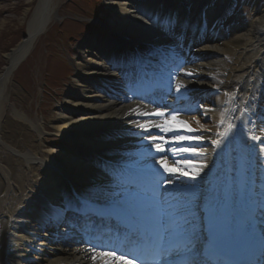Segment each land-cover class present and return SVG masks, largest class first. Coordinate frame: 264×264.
I'll list each match as a JSON object with an SVG mask.
<instances>
[{
  "label": "bare ground",
  "instance_id": "bare-ground-1",
  "mask_svg": "<svg viewBox=\"0 0 264 264\" xmlns=\"http://www.w3.org/2000/svg\"><path fill=\"white\" fill-rule=\"evenodd\" d=\"M60 1H39L38 7L33 14L31 13L32 17L28 21L26 42L8 56V66L0 77V264H105L103 257L98 258L97 255L100 254L95 251L83 250L74 243L65 247L64 244L52 242L54 239L49 237L46 228V223L50 220L47 210L56 205L57 199L68 196L66 190L69 184L65 182V177L71 178L72 181L76 180L80 186L83 184L84 188L92 185L90 181L96 185L99 183L105 185L104 180H101L104 172L101 169L105 168L104 161L97 162L99 159L97 155L104 157L107 151L127 148L135 150L136 144L144 140V138L140 140L120 134L141 129L138 121L128 118L141 115L144 111L140 106L122 102L123 97L118 101H110L109 97L91 88L93 79H96L97 83L100 82L98 79L113 82L112 75L106 72L104 64L95 56V51L106 46L108 41L92 34L85 38L74 53L76 57L73 59V65L77 74L61 97L62 103L58 108L57 116L49 123L51 133L67 139L70 145L81 150V154H76L74 148L68 149L72 155L66 153L65 149L45 148V138L48 133L44 119L31 120L18 108H14L10 113L5 111L9 100L7 87L11 82L13 67L29 47L35 45L37 40L33 43L31 40L39 33L47 31L51 22L58 17ZM150 1V4L164 5V8H167L173 6V3L182 6L186 0ZM205 1L207 0H203L202 3ZM106 2L103 19L106 20L108 27L120 30L121 36L136 40H139L140 36L161 38L133 13L135 2L128 0H106ZM248 2L255 12L254 18L238 27L237 36L223 42L222 45L219 41L214 47L207 46L201 49L220 54V58L202 64L201 73L204 78L210 77L207 87L215 85L211 82V77L215 73H220L224 74L223 77L219 76L220 82L224 83V89L233 87V91L237 90L233 93V97L229 98L233 101L232 110L226 115L230 120L229 123L241 127L239 133L243 140L232 137L228 140V145L233 155L239 149L245 157L242 174L246 180L253 181L256 196L264 198V169L259 168L258 171H254V165L252 167L248 165L249 159L256 158L253 155L258 150L256 141L262 142L263 146L259 148L264 147V123L261 124V130L257 129L256 132L247 122V116L261 102V98L256 99L257 104H255L251 98L261 97L264 89V0H248ZM225 54L232 59L230 68L224 67L222 59ZM193 85L197 86V84ZM220 100L221 96L209 97L199 110L202 116L194 119L193 125L196 129L202 130L205 127L215 131L216 121L221 117L218 107ZM259 111L264 115V103ZM221 123L219 120V125ZM226 128V125L222 127L223 134ZM95 131H98L97 138L91 137L96 135ZM213 141L216 140L208 141L202 138L199 141L202 147L195 153L181 151L197 160L196 166L200 168L197 169V174L200 178L195 181L190 176L180 174L185 171V167L180 170L176 164H171L168 160L165 161L168 167L177 169L176 172H165L163 164L159 162L153 166L161 168L160 173L163 177H159L158 185L162 188V197L167 204L187 199L186 203H178L177 206L171 207L174 215L188 212L185 211V206H191V212L185 216V222L181 223L183 228L176 227L167 236L184 235L180 243L187 247L194 245L193 249L202 245L208 232L207 228L210 227L208 213L202 209L205 197L213 198L217 210H214L216 216L222 219L220 212L223 198L219 197L216 191L211 192L209 188L215 183V179L210 178L211 169L216 170L220 162L212 159V149L213 146L220 150L222 147L214 144ZM205 148L207 151H204ZM57 154L61 157L59 162L55 160L54 155ZM80 155L85 160L92 156L95 167L83 162L79 158ZM258 161L261 166L264 165L263 152L258 154ZM180 162L186 164L183 159ZM255 166L257 167V164ZM169 181L172 183L169 184ZM193 184L196 185L194 190L190 187ZM166 191H173V194L179 192V195L166 198L164 197ZM142 206L137 204L135 208L139 210ZM139 217L142 218L140 215ZM232 222L234 216L223 220L227 226L232 225ZM180 229H183V233L179 232Z\"/></svg>",
  "mask_w": 264,
  "mask_h": 264
},
{
  "label": "rangeland",
  "instance_id": "rangeland-1",
  "mask_svg": "<svg viewBox=\"0 0 264 264\" xmlns=\"http://www.w3.org/2000/svg\"><path fill=\"white\" fill-rule=\"evenodd\" d=\"M39 1L0 0V76L8 66V56L26 39L28 21ZM89 5L90 0H61L58 17L38 37L27 58L16 67L7 87L9 100L6 112L18 108L31 120L44 119L48 133L45 148L51 147V140L55 137L49 123L57 116L59 104L62 103L60 97H63L73 80L74 71L70 60L74 59L77 45L88 34L86 27L91 24L89 20L94 19ZM251 13L252 9H248L247 5L241 7L239 22H242L241 16L243 21L251 20Z\"/></svg>",
  "mask_w": 264,
  "mask_h": 264
},
{
  "label": "snow or ice",
  "instance_id": "snow-or-ice-1",
  "mask_svg": "<svg viewBox=\"0 0 264 264\" xmlns=\"http://www.w3.org/2000/svg\"><path fill=\"white\" fill-rule=\"evenodd\" d=\"M142 115L147 116V115H149V114L144 113V114H142ZM155 115H157V116H162V115H164V113H163V112H158V113H156ZM172 121H174V122H176L177 124L181 125L184 129L187 130V133H188L187 135H180V136H178L177 139H178L179 141H181V142H187V141L192 142V143H189L188 146H186V147H182V148L180 149V151H182V152H184V153H195V152L197 151V149H199V148L202 147V145L199 143V141L202 139V137H200V136H196V135H193L192 133L194 132V130H193L189 125H187V123H185V122H183V121H177L175 115L172 117ZM141 127L143 128L144 126L141 125ZM153 139H155V137H153ZM252 139L255 140L256 137H252ZM213 143L219 145V141H213ZM157 149H159V145H157ZM204 151H207V149L205 148ZM160 163L163 164V166H164V171H165V172H168V173H174V172L177 171V169H174V168L168 167L167 163H166L165 161H163V160H162ZM185 163L191 165V164L193 163V161H192L191 158H188V159L185 160ZM180 174H181L182 176H188V172H186V171H182ZM197 175H198V174L193 175V176L191 177V179H192L193 181H195V180L197 179ZM168 183L170 184V183H172V182L169 181ZM158 187H159V186L157 185V188H158ZM190 187H191L192 190H194V189L196 188V185L193 184V185H191ZM153 197H154V199H155V201L157 202V205H158V207H157V214L160 215V216H162L163 218H167V219L170 220V219H171V212H169V211H165V209H163L162 207H160V201H158V200L156 199V196H155V195H153ZM171 207H172V206L169 205V208H171ZM185 211L191 212V206H190V205L185 206Z\"/></svg>",
  "mask_w": 264,
  "mask_h": 264
},
{
  "label": "water",
  "instance_id": "water-1",
  "mask_svg": "<svg viewBox=\"0 0 264 264\" xmlns=\"http://www.w3.org/2000/svg\"><path fill=\"white\" fill-rule=\"evenodd\" d=\"M41 32V31H40ZM42 33V32H41ZM41 33H39L38 35H36L35 36V38H33L31 41L33 42ZM21 60H23V59H21ZM19 64V62L18 63H16V65L15 66H17Z\"/></svg>",
  "mask_w": 264,
  "mask_h": 264
}]
</instances>
